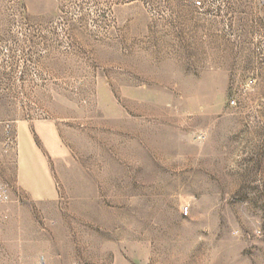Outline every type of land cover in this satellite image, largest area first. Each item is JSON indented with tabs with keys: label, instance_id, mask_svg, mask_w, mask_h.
Masks as SVG:
<instances>
[{
	"label": "rangeland",
	"instance_id": "374dc122",
	"mask_svg": "<svg viewBox=\"0 0 264 264\" xmlns=\"http://www.w3.org/2000/svg\"><path fill=\"white\" fill-rule=\"evenodd\" d=\"M0 264H264V0H0Z\"/></svg>",
	"mask_w": 264,
	"mask_h": 264
}]
</instances>
